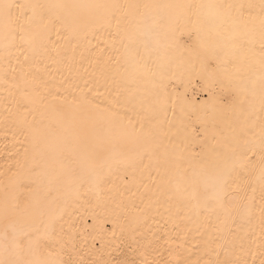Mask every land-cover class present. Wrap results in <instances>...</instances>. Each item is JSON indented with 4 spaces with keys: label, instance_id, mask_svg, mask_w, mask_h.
Here are the masks:
<instances>
[{
    "label": "snow or ice",
    "instance_id": "1",
    "mask_svg": "<svg viewBox=\"0 0 264 264\" xmlns=\"http://www.w3.org/2000/svg\"><path fill=\"white\" fill-rule=\"evenodd\" d=\"M0 92V264H264V0H0Z\"/></svg>",
    "mask_w": 264,
    "mask_h": 264
},
{
    "label": "bare ground",
    "instance_id": "2",
    "mask_svg": "<svg viewBox=\"0 0 264 264\" xmlns=\"http://www.w3.org/2000/svg\"><path fill=\"white\" fill-rule=\"evenodd\" d=\"M30 2H44V0H30ZM104 2L135 3V2H141V0H104ZM154 2L170 3V2H181V0H154ZM224 2H247V0H224ZM184 39H187V38L185 37ZM57 44L60 48V51H61V54L64 60V64L66 65H70L74 63L75 62L74 58L78 59L81 52H83L84 55H87V52H84V50L76 44L69 45L67 41H57ZM62 70L65 72L68 71L66 67H62ZM173 85L175 86L178 92H183L184 87L182 84H177L173 82ZM0 96H2V92H0ZM189 96H191V93H189ZM122 111H127V109H122ZM127 114L129 116L132 115L131 112H128ZM14 133H15L14 129L6 130L4 126L0 124V173L3 172V168L5 166V160L6 159L11 160L9 153L13 151H18L21 147V145L17 141L22 138L19 137L17 134L16 139H14ZM124 175H125L124 170L121 169L118 176L113 177V179L118 181L119 179L123 178ZM258 196H259V192H257V197ZM82 203L83 202H81V204ZM257 203H258V200H257ZM70 211L79 213V212L84 211V208L70 209ZM149 223L151 224V221H149ZM152 226L155 227V225H152ZM106 227L111 229L112 225L109 223L108 225H106ZM115 256L116 254L113 253V257Z\"/></svg>",
    "mask_w": 264,
    "mask_h": 264
}]
</instances>
